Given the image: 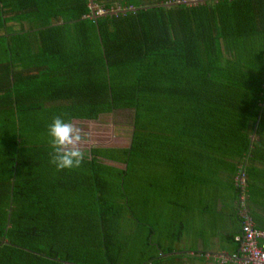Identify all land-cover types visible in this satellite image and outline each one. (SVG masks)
<instances>
[{
	"label": "trees",
	"instance_id": "trees-1",
	"mask_svg": "<svg viewBox=\"0 0 264 264\" xmlns=\"http://www.w3.org/2000/svg\"><path fill=\"white\" fill-rule=\"evenodd\" d=\"M187 1L0 0V264H163L190 190L226 171L238 199L264 146V0ZM117 110L128 146L49 163L55 117Z\"/></svg>",
	"mask_w": 264,
	"mask_h": 264
},
{
	"label": "crops",
	"instance_id": "crops-1",
	"mask_svg": "<svg viewBox=\"0 0 264 264\" xmlns=\"http://www.w3.org/2000/svg\"><path fill=\"white\" fill-rule=\"evenodd\" d=\"M253 139L257 141L259 138L254 136ZM257 150L256 154L248 157L245 165L247 206L257 227L264 230V146ZM227 174L226 171L218 174L214 181L216 189L208 185L190 190L181 212V215L185 213L188 222L179 219L186 233L183 232L181 239L172 244L175 255L162 256L165 258L160 261L171 264H235L231 260L220 262L221 256L238 251L236 236L241 232L237 193Z\"/></svg>",
	"mask_w": 264,
	"mask_h": 264
},
{
	"label": "rangeland",
	"instance_id": "rangeland-1",
	"mask_svg": "<svg viewBox=\"0 0 264 264\" xmlns=\"http://www.w3.org/2000/svg\"><path fill=\"white\" fill-rule=\"evenodd\" d=\"M190 1V0H188ZM194 3V2H193ZM116 6V4H114ZM101 7V5H100ZM95 10V5L93 6ZM120 8H117L114 10L111 9L112 11H116ZM106 11V10H105ZM132 111L131 110H117L114 111L113 113H108V114H102L97 120H73V124H75L77 127L81 129L82 132V142H81V149L85 147H90V146H120V147H126L130 143L131 139V133H132ZM118 166H123L122 163L120 162H112ZM157 213V212H156ZM180 219L187 223V216L182 214L179 216ZM154 218V219H153ZM153 220L156 221L157 223L155 224V234L153 235L154 241H162L160 242L162 244L163 248H166V242L164 240L165 238V232H164V224L165 220L161 218V216L153 217ZM155 218L157 220H155ZM165 219H168L169 217L164 216ZM161 221L159 224L158 221ZM175 230H178L179 227H177V223L175 224L174 227ZM187 229V227H185ZM182 233H186L183 228H181ZM140 250L139 246L137 245L135 250ZM137 254V252H136ZM165 258V257H161ZM136 260V259H135ZM170 260V258H169ZM137 261V260H136ZM165 262H163L164 264ZM168 264V263H165ZM177 264V263H173Z\"/></svg>",
	"mask_w": 264,
	"mask_h": 264
},
{
	"label": "built area",
	"instance_id": "built-area-1",
	"mask_svg": "<svg viewBox=\"0 0 264 264\" xmlns=\"http://www.w3.org/2000/svg\"><path fill=\"white\" fill-rule=\"evenodd\" d=\"M94 11L95 14L106 12L102 6H95ZM234 185L239 191L237 214L240 218L241 232L236 236L239 249L230 255L221 256L220 262L226 263L227 260H231L235 264H264V242H262L264 230L257 227L248 211L247 175L242 166L239 167L237 174L234 176Z\"/></svg>",
	"mask_w": 264,
	"mask_h": 264
},
{
	"label": "clouds",
	"instance_id": "clouds-1",
	"mask_svg": "<svg viewBox=\"0 0 264 264\" xmlns=\"http://www.w3.org/2000/svg\"><path fill=\"white\" fill-rule=\"evenodd\" d=\"M49 144L52 151L49 163L59 170L78 169L85 153L81 149L83 139L81 129L61 116H57L48 125Z\"/></svg>",
	"mask_w": 264,
	"mask_h": 264
},
{
	"label": "water",
	"instance_id": "water-1",
	"mask_svg": "<svg viewBox=\"0 0 264 264\" xmlns=\"http://www.w3.org/2000/svg\"><path fill=\"white\" fill-rule=\"evenodd\" d=\"M191 2H198V0H190V1H187V3H191ZM90 6H91V10H92V13L94 14V8H93V0H90ZM123 12H126V10H122ZM119 11H112L111 13L112 14H116L118 13ZM96 17L99 16V15H95Z\"/></svg>",
	"mask_w": 264,
	"mask_h": 264
}]
</instances>
